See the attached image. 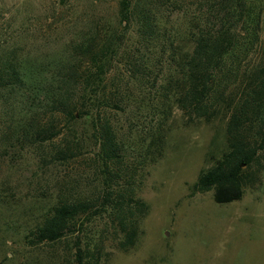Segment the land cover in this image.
Returning a JSON list of instances; mask_svg holds the SVG:
<instances>
[{"label":"rangeland","instance_id":"obj_1","mask_svg":"<svg viewBox=\"0 0 264 264\" xmlns=\"http://www.w3.org/2000/svg\"><path fill=\"white\" fill-rule=\"evenodd\" d=\"M138 1L166 28L180 30L207 21L214 3ZM250 1L261 9L259 40L247 57L249 66H257L264 62V0ZM118 9L119 0H0V60H17L24 79L19 89L0 88V264H75V246L85 242L97 244L98 264H264V159L243 167L238 199L217 203L211 190L193 191L198 172L226 149L225 119L219 113L208 122L189 121L171 103L158 122L157 68L149 67L143 85L124 74L122 55L136 37L132 24H120ZM95 31L99 38L112 35L119 46L106 77L127 91L128 105L104 114L117 130L133 172L134 195L146 211L137 220L133 244L124 250L116 248L119 235L103 216L70 229L60 240L31 245L25 234L58 194L90 196L99 182L94 141L83 118L66 127L55 116L60 133L49 142L30 143L17 132L26 116L41 117L40 104L53 89L54 68L67 58L69 45ZM74 94L78 102L79 91ZM153 127L162 136L161 147H151L145 156L139 148ZM74 145L70 159H54V149Z\"/></svg>","mask_w":264,"mask_h":264},{"label":"trees","instance_id":"obj_2","mask_svg":"<svg viewBox=\"0 0 264 264\" xmlns=\"http://www.w3.org/2000/svg\"><path fill=\"white\" fill-rule=\"evenodd\" d=\"M212 1L209 19L183 30L166 28L157 13L138 0H119L118 19L120 24H132L136 37L131 50L122 55L126 77L143 85L149 67L157 68L158 122L171 103L189 121L208 122L222 113L226 149L209 168L198 172L192 189L211 190L212 199L224 203L240 198L243 167L264 159V62L249 66L247 58L259 40L261 9L250 0ZM68 51L67 58L54 68L53 89L40 104L41 117L38 113L26 116L17 132L30 137V143L49 142L60 133L55 116L62 117L66 127L83 118L89 126L88 137L94 141L99 182L90 196L58 194L24 237L31 245L54 242L72 228L103 216L119 235L116 248L124 250L135 240L137 220L146 204L134 195L133 172L124 161L117 130L104 114L109 108L122 111L128 105L127 91L120 90L113 77H106L119 46L112 35L99 38L95 31L69 45ZM82 65L86 66L79 70ZM23 82L17 60H0V88L16 90ZM75 90L78 102L73 100ZM149 131L139 148L145 156L162 142L157 127ZM72 146L54 149V159H70ZM96 245L77 244L75 264H98Z\"/></svg>","mask_w":264,"mask_h":264}]
</instances>
